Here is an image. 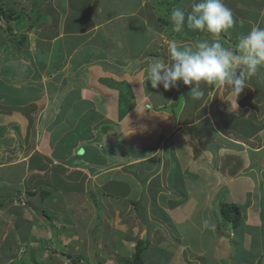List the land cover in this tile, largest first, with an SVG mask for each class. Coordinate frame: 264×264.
<instances>
[{
	"label": "crops",
	"instance_id": "obj_1",
	"mask_svg": "<svg viewBox=\"0 0 264 264\" xmlns=\"http://www.w3.org/2000/svg\"><path fill=\"white\" fill-rule=\"evenodd\" d=\"M166 2L44 0L46 19L14 30L26 41L12 63L0 57V264H112L143 237V264H264V156L252 148L264 139V67L238 96L152 89L145 70L170 63L167 40L214 39L173 31V9L193 0ZM222 2L234 17L225 47L264 28V0ZM12 65L32 77L11 78Z\"/></svg>",
	"mask_w": 264,
	"mask_h": 264
},
{
	"label": "clouds",
	"instance_id": "obj_2",
	"mask_svg": "<svg viewBox=\"0 0 264 264\" xmlns=\"http://www.w3.org/2000/svg\"><path fill=\"white\" fill-rule=\"evenodd\" d=\"M170 20L175 32L187 24L195 31L211 34L214 39L197 40L192 45L167 40L170 63L155 60L145 70L152 89L162 86L169 90L179 82L191 88L194 98L204 94L202 86L230 87L238 96L246 89L248 80L264 67V28L253 27L235 46L225 47L221 42V33L234 25L233 12L222 0H193L189 12L173 9ZM75 259L67 261L73 264Z\"/></svg>",
	"mask_w": 264,
	"mask_h": 264
},
{
	"label": "trees",
	"instance_id": "obj_3",
	"mask_svg": "<svg viewBox=\"0 0 264 264\" xmlns=\"http://www.w3.org/2000/svg\"><path fill=\"white\" fill-rule=\"evenodd\" d=\"M32 3L31 10L25 12L23 10L15 11L12 8L4 10L0 1V30L5 34L8 40L17 39L15 42V51L25 44L26 37L24 35H17L14 32L17 31H34L37 28V25L42 23L46 17L41 12V7L44 0H29ZM170 11V8L167 9V12ZM15 23V27L8 25L9 23ZM46 192H41V197H45ZM221 215L227 219L234 229L243 226L241 220V210L239 207L230 204H223L220 209ZM146 248V242L144 239H141L135 245V251L131 258H120L116 264H143V253ZM28 261L32 264L35 262V256H25ZM78 259L73 260V264H77Z\"/></svg>",
	"mask_w": 264,
	"mask_h": 264
},
{
	"label": "rangeland",
	"instance_id": "obj_4",
	"mask_svg": "<svg viewBox=\"0 0 264 264\" xmlns=\"http://www.w3.org/2000/svg\"><path fill=\"white\" fill-rule=\"evenodd\" d=\"M1 1V5H2V8L4 9V10H7V9H9V8H12V9H18L19 7H22V8H24L25 9V11H30L31 10V5H32V3H30V1L29 0H17L18 2H20V5L17 3V2H13L12 0H0ZM167 2L166 3H168L170 0H166ZM172 1V0H171ZM28 2V3H27ZM26 3H27V6H25V7H23V5H26ZM173 3V2H172ZM171 3V4H172ZM170 6V5H169ZM171 7V6H170ZM82 8V7H81ZM162 11H163V13H166V9L165 8H163L162 7ZM170 12H168V14H169ZM163 20V19H162ZM161 20V21H162ZM164 24H165V21H164ZM8 25H12L11 23H9ZM161 26H163V21H162V25ZM165 26H168V21H166V24H165ZM165 26L163 27V28H165ZM188 29V28H187ZM169 30H171V27H170V29ZM28 32H30V31H28ZM180 32H183V31H180ZM19 35V34H18ZM22 35H24L25 36V34H22ZM30 35V34H29ZM28 37H33L32 35H30V36H28ZM4 38V37H3ZM17 41V39H15V41H14V39H12V40H6L5 38H4V42H2L1 43V45H0V57H1V62H3L4 61V63L7 65V63H10L9 62V60L11 61V63L13 62V61H15L16 60V58H18L19 56H18V52L17 51H19V49H23L22 47L23 46H20L16 51H15V45H16V42ZM31 41H33V39L31 40ZM6 42V43H5ZM59 48H60V46H59ZM34 58H35V61L37 62L38 60H37V57L36 56H33ZM11 68H14V70H13V73H11V75H10V77L12 78V77H14V78H16L17 79V77L19 76H21V74H24L23 75V77L22 78H28V77H32V73H31V71L28 69L27 71H25L24 69H22V68H15L13 65L11 66ZM18 72V73H17ZM10 72H7L6 74H9ZM20 73V74H19ZM33 76H34V74H33ZM21 78V77H20ZM224 110V109H223ZM222 110V111H223ZM219 117H220V113H219ZM243 132V131H242ZM232 134V133H231ZM236 136V135H235ZM237 137V136H236ZM253 144H255V142L253 141ZM251 147V146H250ZM252 148H258V153H260V155H262V156H264V139H262V142L260 143H258V144H256V146H254V147H252ZM246 200H248V197H246ZM20 204H21V202H20ZM21 205H24L23 203L21 204ZM39 217L41 218V219H43L42 218V216H40L39 215ZM25 222H27V221H23V220H20L18 223H17V227H18V231H19V233H20V235L21 236H27V223H25ZM255 229L256 228H252V231H255ZM69 230V229H68ZM144 238V237H143ZM142 238V239H143ZM255 239H259V238H255ZM22 246V245H21ZM10 247V246H9ZM240 249V247L239 246H235V249H234V254L238 251ZM254 250H255V247L253 248V252H254ZM5 251V254L7 253V250L6 249H1V253H3ZM253 252H247L246 253V258L248 257V256H250V257H253L254 256V254H257V253H253ZM239 254V253H238ZM240 255V254H239ZM241 256V255H240ZM120 258H124V257H119V258H117V260L118 259H120ZM114 261H115V259H113ZM112 260V261H113ZM112 262V264H116L115 262ZM42 262V261H41ZM82 263H84L82 260H80L79 261V264H82ZM19 264H31L29 261H28V259L25 257V256H23L22 258H21V261L19 262ZM64 264H69V261H65L64 262ZM104 264H109V262L108 263H104Z\"/></svg>",
	"mask_w": 264,
	"mask_h": 264
}]
</instances>
